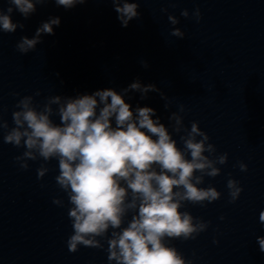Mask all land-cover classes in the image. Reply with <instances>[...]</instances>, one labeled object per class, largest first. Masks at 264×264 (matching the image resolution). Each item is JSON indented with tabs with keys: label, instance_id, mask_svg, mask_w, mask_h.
I'll return each instance as SVG.
<instances>
[{
	"label": "clouds",
	"instance_id": "obj_1",
	"mask_svg": "<svg viewBox=\"0 0 264 264\" xmlns=\"http://www.w3.org/2000/svg\"><path fill=\"white\" fill-rule=\"evenodd\" d=\"M7 2L6 10L0 8V31L14 33L25 28L23 23L13 21L14 10L28 19L37 11V5L54 2L69 10L88 0ZM110 2L122 27L141 16L139 0ZM181 16L188 18V10H182ZM193 16L199 22V8ZM168 21L172 25L179 23L174 15H168ZM60 24V17L50 16L31 38L22 36L16 49L21 54L35 50L43 43L44 35H55L54 26ZM170 34L180 39L185 36L175 27ZM140 63L149 67L145 60ZM132 92L139 93L141 100L150 92L159 93L165 109L171 106L160 88L151 83L144 85L139 79L120 91L106 88L75 97L54 95L43 103L35 102L33 95H25L15 105L11 127L0 115L3 142L24 149L14 157L22 170L29 168L28 161H42L37 179L51 170L48 164L52 160L58 162L55 181L68 198L67 215L73 229L66 241L69 252L75 253L81 246L104 249L103 240L108 245L109 264H192L170 241L194 240L207 230L210 221L181 209L186 203L206 207L205 202L221 198L215 187L201 185L205 177L221 174L217 165L226 164L228 154L216 155L215 145L209 142V135L201 130L198 121H192L190 129L185 127L183 105L168 117L172 132L183 144L178 146L154 108L137 104L133 109L127 102ZM39 95L37 91L35 96ZM3 111L0 106V113ZM53 116L58 117V122ZM238 166L242 172L248 170L243 162ZM226 187L229 203H235L243 192L240 182L230 178ZM52 202L64 206L60 198ZM259 222L264 224V210L259 213ZM256 242L264 253V236H257Z\"/></svg>",
	"mask_w": 264,
	"mask_h": 264
}]
</instances>
